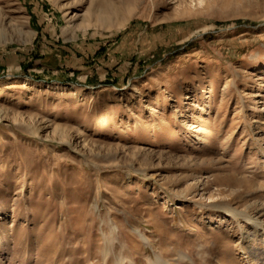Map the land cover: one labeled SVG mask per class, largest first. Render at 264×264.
I'll use <instances>...</instances> for the list:
<instances>
[{
	"label": "rangeland",
	"instance_id": "obj_1",
	"mask_svg": "<svg viewBox=\"0 0 264 264\" xmlns=\"http://www.w3.org/2000/svg\"><path fill=\"white\" fill-rule=\"evenodd\" d=\"M0 264H264V0H0Z\"/></svg>",
	"mask_w": 264,
	"mask_h": 264
}]
</instances>
